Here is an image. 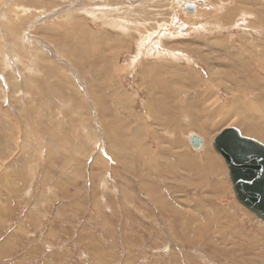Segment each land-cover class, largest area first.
Instances as JSON below:
<instances>
[{"label": "rangeland", "instance_id": "1", "mask_svg": "<svg viewBox=\"0 0 264 264\" xmlns=\"http://www.w3.org/2000/svg\"><path fill=\"white\" fill-rule=\"evenodd\" d=\"M221 119L264 143V0H0V264H264Z\"/></svg>", "mask_w": 264, "mask_h": 264}, {"label": "water", "instance_id": "2", "mask_svg": "<svg viewBox=\"0 0 264 264\" xmlns=\"http://www.w3.org/2000/svg\"><path fill=\"white\" fill-rule=\"evenodd\" d=\"M195 9L193 2L184 5L186 13ZM188 140L192 148H201L199 136L190 134ZM212 147L225 162L237 203L264 223V144L230 127L214 138Z\"/></svg>", "mask_w": 264, "mask_h": 264}, {"label": "crops", "instance_id": "3", "mask_svg": "<svg viewBox=\"0 0 264 264\" xmlns=\"http://www.w3.org/2000/svg\"><path fill=\"white\" fill-rule=\"evenodd\" d=\"M223 65H224V67H223ZM231 65L232 64L230 62H227V63H223L222 67H223V69H226V68H228ZM242 66H243V63L241 62V70H240L241 73H239L236 78L231 79L229 81H226V83L224 81L223 84H226V87H220V90L223 91V92L226 91V92H229V93L230 92L239 93L241 95H243V93H244V97L249 99V94L250 93L254 94V92L256 90V88H254V87H258L260 83H259L258 77L256 76V73L255 74L252 73L253 69H251L248 72H245V71H242ZM244 84H245V86H244ZM228 102L232 106L235 105V108L240 107V103H241L240 99H238L237 97L234 98L233 100L231 98L230 100H228ZM224 103H225V101H223V104ZM228 123H229V121H228ZM227 125H226V123L220 122L219 125H218V127H219L218 128V133H220L224 129H227L228 128ZM218 133H217V135H218ZM202 145H203V141H202Z\"/></svg>", "mask_w": 264, "mask_h": 264}, {"label": "bare ground", "instance_id": "4", "mask_svg": "<svg viewBox=\"0 0 264 264\" xmlns=\"http://www.w3.org/2000/svg\"><path fill=\"white\" fill-rule=\"evenodd\" d=\"M197 2H198V1H197ZM180 3H181L182 8H183V10H184V5H185V4L192 3V2H184V3H183L182 1H180ZM199 3H200L199 6L203 5V2H202V1H199ZM197 5H198V4H197ZM184 11H185V10H184ZM195 11H196V9H195ZM185 12H186V11H185ZM87 13H88V12H87ZM194 13H195V12H194ZM194 13L191 12V13H188V14H194ZM89 16H90V15H89ZM226 19H228V18H226ZM56 28H58V27H56ZM6 31H7V30H6ZM85 32H86V31H85ZM88 35H89V34H88ZM150 35H151V34H150ZM89 36H90V35H89ZM92 40H94V39H92ZM177 53H178V52H177ZM177 55H178V54H176V56H177ZM176 56H175V57H176ZM181 71H182V70H181ZM185 73H186V69H185ZM193 73L196 74L195 72H193ZM183 75H184V74H183ZM186 77H187V76H186ZM243 81H244V80H243ZM244 82H245V81H244ZM257 85H258V84H257ZM257 85H256V86H257ZM244 86H245V84H244ZM242 87H243V86H242ZM121 90H122V89H121ZM120 94H121V92H120ZM121 95H122V94H121ZM228 113H230V112H228ZM223 114H224V113H223ZM157 115H158V114H157ZM222 116H223V115H222ZM225 116H228V115L225 114ZM156 119H157V118H156ZM156 119H155V120H156ZM223 119H227V118L224 117ZM223 119H221L220 122H224ZM159 123H160V122H159ZM209 125H211V124H209ZM228 128H229V127H228ZM228 128H227V129H228ZM233 128H234V127H233ZM212 130H213V129H212ZM224 130H225V129H224ZM237 130H238V129H237ZM238 131H239V130H238ZM221 132H222V131H221ZM221 132H220V133H221ZM239 132H240V131H239ZM260 135H261L262 138H264V134H260ZM254 139H255V138H254ZM213 140H214V139H213ZM257 140H258V139H257ZM260 140H261V139H260ZM260 140H259V141H260ZM262 140H263V139H262ZM262 140H261L260 142L263 143ZM212 143H213V141H212ZM263 144H264V143H263ZM201 146H202V145H201ZM193 149H194V148H193ZM199 149H200V148H199ZM195 150H198V149H195ZM214 151H215V150H214ZM216 153H217V152H216ZM217 154H218V153H217ZM218 155H219V154H218ZM219 156H220V155H219ZM220 157H221V156H220ZM221 158H222V157H221ZM222 160H223V158H222ZM22 161H23V160H22ZM223 161H224V160H223ZM24 162H27V161H24ZM224 164H225V162H224ZM225 166H226V165H225ZM226 168H227V167H226ZM227 171H228V169H227ZM227 174H228V173H227ZM228 179H229V177H228ZM229 181H230V180H229ZM221 183H222V182H220V184H221ZM230 184H231V182H230ZM223 185L225 186V184H223ZM231 189H232V186H231Z\"/></svg>", "mask_w": 264, "mask_h": 264}]
</instances>
